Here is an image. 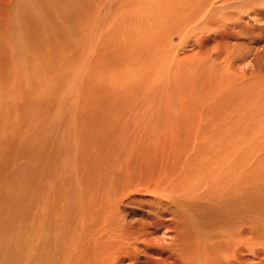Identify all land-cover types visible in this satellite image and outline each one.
<instances>
[{"label":"rangeland","instance_id":"rangeland-1","mask_svg":"<svg viewBox=\"0 0 264 264\" xmlns=\"http://www.w3.org/2000/svg\"><path fill=\"white\" fill-rule=\"evenodd\" d=\"M47 1V17L19 15L25 45L0 52V264H97L94 216L116 166L136 145L207 130L258 169L241 229L263 251L264 0Z\"/></svg>","mask_w":264,"mask_h":264},{"label":"bare ground","instance_id":"bare-ground-1","mask_svg":"<svg viewBox=\"0 0 264 264\" xmlns=\"http://www.w3.org/2000/svg\"><path fill=\"white\" fill-rule=\"evenodd\" d=\"M19 1L0 0V52L19 49L25 45V43H22L24 38L21 39L22 42L18 41L19 35L13 34L20 19V14L24 13L25 17L29 14L27 20L28 17L33 20L34 18H41L37 15V12L43 17L46 14L48 16L47 12L50 8H48L47 0H37L36 3L27 0L26 7H21L22 12L18 11ZM104 2L106 1L104 0ZM35 6L39 7V10L34 11ZM156 10L155 12H157ZM142 14L145 18L146 13ZM27 23L29 24L28 21ZM194 23L195 20L193 19L191 25L193 26ZM24 25L23 23V28L20 30L23 31ZM30 26L33 25L30 24L29 29ZM141 28V26L138 27L139 40H141L139 36L141 35ZM148 28L150 29V27ZM194 29L195 27H192L184 34L194 33L192 31ZM45 32L46 30H44ZM40 36L37 35V37ZM39 40L36 43H39ZM28 43L26 42L28 47L33 46L31 42L30 46ZM221 46L226 48L227 45L223 43ZM0 70L5 69L1 68ZM23 75L20 77L24 78ZM202 131H206V128ZM207 131L210 132L205 135L206 138L198 135L193 143H183L184 141L180 142L183 139H178V145H168L167 138L170 137L168 135L166 139L161 140V146L155 144L148 146L147 144L138 149L136 145L134 147L137 148L135 150L137 154L134 150L133 152L132 150L127 151L129 153V157L126 155L128 159L124 161V164L121 159L122 162L119 166H116L117 168L113 173L112 179H114V182H111V180L110 183H105L104 188L102 185L100 188H103L104 193H99L101 196L98 194L102 202L96 208V215L94 216L95 233L98 235L94 249L97 264H261L258 260V252L262 251V247H257L254 226L252 225L248 229L249 238L243 236L244 232L241 229L244 220L248 219L249 222L254 224L252 215L250 218L244 219L241 214L244 213L248 204H250V207L256 206L253 205L254 201L259 199V192H256L258 187L250 184V181L248 183L246 181V179L254 178L258 169L253 165L254 161H244L238 158V154L241 152L237 153L240 150L234 149L235 142L229 141L230 143L224 144L219 139L222 136L214 133L217 132L216 130ZM187 139L186 141H189ZM251 142L254 143L252 140ZM247 166L250 168L249 171H246L251 173L244 178L242 176L243 173L247 175L245 173ZM103 179L102 182H106V179ZM107 184H109V187ZM247 209L250 210L249 207ZM46 214L48 217L47 211ZM129 214L137 217L134 218L133 223H129ZM133 217L131 216V218ZM187 217H190L192 221ZM2 221L5 222L6 220ZM161 226L168 227L165 231L168 230L170 236L171 232L173 233L171 238H168L169 240L165 241L157 237H151L152 234L153 236L157 235L156 231ZM164 234L166 235V233ZM44 235L46 234L44 233ZM262 252L264 254V248ZM45 255L47 257V254ZM262 256L264 255H261L260 259H262ZM39 260L41 259L39 258ZM261 262L264 264V260H261Z\"/></svg>","mask_w":264,"mask_h":264}]
</instances>
